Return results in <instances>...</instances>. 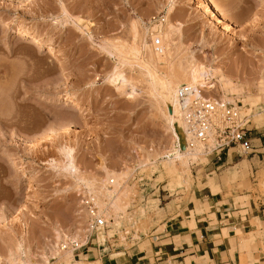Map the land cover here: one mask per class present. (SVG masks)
I'll list each match as a JSON object with an SVG mask.
<instances>
[{
    "label": "rangeland",
    "instance_id": "1",
    "mask_svg": "<svg viewBox=\"0 0 264 264\" xmlns=\"http://www.w3.org/2000/svg\"><path fill=\"white\" fill-rule=\"evenodd\" d=\"M220 1L226 29L204 10V0H0V264H8L11 251L36 264H72L74 258L101 264L96 252L82 249L96 241L100 248L130 246L167 213L187 207L196 188H213L219 178L218 171L208 174L212 168L205 170L208 160L200 155L177 164V174L167 173L165 160L163 170L161 160L153 171L141 167V160L171 147L172 134L149 89L138 83L129 95L108 80L122 64L103 49L106 43L138 39L144 51L151 45L148 30L157 28L166 61L183 55L223 70L237 88L228 98L248 115L249 136L264 134V0ZM159 12L164 22L150 25L149 15ZM21 27L29 34L19 33ZM31 35L57 47L65 63L37 50ZM213 73L216 85L202 87L221 98V75ZM234 150L248 169H231L228 189L242 195L235 202L249 206L253 194H264V167L252 172V154ZM122 172L129 173L116 188L108 185ZM81 187L94 193L108 221L97 236L86 231ZM260 232L238 230L242 244L255 243ZM68 234L78 235L76 245L87 244L72 251ZM246 257L251 264V251Z\"/></svg>",
    "mask_w": 264,
    "mask_h": 264
},
{
    "label": "crops",
    "instance_id": "2",
    "mask_svg": "<svg viewBox=\"0 0 264 264\" xmlns=\"http://www.w3.org/2000/svg\"><path fill=\"white\" fill-rule=\"evenodd\" d=\"M263 135L251 137L255 143L249 153L252 154V172L264 167V160L260 158H264L261 154L264 153ZM257 142L263 146L262 152ZM234 149L232 147L224 153L219 168L205 165V170L212 168L208 174L218 171L219 178L213 181V188L209 185L196 188L187 207L167 213L130 246L85 247L81 254L96 252L99 259L95 260L101 264H243L242 256L248 264L246 250H249L254 257L251 264H264V194H253L249 206L235 202L242 195L237 194L236 189H228L231 169L248 167L244 160L237 161L238 152ZM263 177L264 172H261L260 183ZM253 227L256 230L260 228L262 236H256L255 243L248 240L242 244L238 230L246 234L252 232Z\"/></svg>",
    "mask_w": 264,
    "mask_h": 264
},
{
    "label": "bare ground",
    "instance_id": "3",
    "mask_svg": "<svg viewBox=\"0 0 264 264\" xmlns=\"http://www.w3.org/2000/svg\"><path fill=\"white\" fill-rule=\"evenodd\" d=\"M220 2H221L220 0L219 1L204 0L203 2L204 5L202 4V6L207 13L212 15L213 19L217 23H222V25L226 29L227 28L225 25L226 22L224 20L227 14L224 13L225 10L222 9L223 6L221 8ZM18 31L19 33H28V30L26 28L23 29L22 27ZM153 32L154 30L151 28L148 30L149 35H151V33ZM29 40L32 43H34V45L37 46V50L39 51L44 50V52L50 54V56L51 55L55 56L57 61L59 62V65L60 63L62 64L64 62V58L59 56L61 51L51 43L43 44L34 35L30 36L28 42ZM117 40H118L117 42L115 40L113 41V43L110 42V43H106L105 46L103 45V49L105 47V51L106 50L109 51L108 52L109 54L110 53L117 54L121 59L120 62L122 64L121 66L116 65L114 67L112 73H110V75L107 76L108 80L114 83L118 91L120 92L126 91V93L129 95H132L133 92H136L137 89H139L138 87H140L139 86L140 84L138 83H141L144 86V88L146 87L147 89H149L151 91L152 96L155 98L157 110L165 114L167 128L171 132L172 134L171 137L174 141L176 138L175 127L181 124L178 111L174 105L175 90L180 83L182 82L198 83L201 86L208 85L209 88H212L216 85V83H213L215 78L214 76L215 74L213 72L216 71L219 72L221 75L219 76L220 78H218L221 98L219 96V97H215V99L230 100V98H228V93H232L237 89L235 88L236 86L233 85V83L231 82L232 79L231 80L230 78L228 79L227 75L224 74V71L217 67L215 68L213 64H206L199 61L195 57L189 58L183 55H177L174 59L170 61H166L161 55L160 51H154L151 45L142 43V45L144 44L143 47L146 50L144 51L141 50L139 46L140 43L138 44V42L135 41L138 39L134 40L135 43L137 42L136 44L138 45L133 43L134 41L131 42L133 44L130 43L131 45L130 44L127 45L128 43L126 42L124 43L119 39ZM129 53L134 54V57L137 59V61H132V59L129 56H127V55H131ZM124 66H126L127 68L129 67L131 70H133V72L130 73L126 72L125 70H127V68H125ZM261 80L262 81L260 82V85L261 84L262 85L260 86V89L261 92H263V96H264V73L262 75ZM129 89H131L132 92H129ZM207 91L209 96L213 98L214 95L211 96L209 90ZM67 94H68L67 96H69V93ZM197 156H199L197 155V153L191 152L189 151V149L178 150L174 148L172 143L171 147H169L168 149L164 151H156L154 154L147 156L145 159L141 160L142 162L140 164L141 167L145 165L151 166L150 169L151 171H153L157 169L156 167L158 164L157 162L161 160L160 166H158V168L160 167L161 170H163V165L161 162L165 160L166 162H168V164H170V168L169 171H167V173L177 174L181 171V170L178 171L176 167L177 164H187L188 159L190 157L197 159L198 158ZM130 169L126 171L130 172ZM129 172H122L120 175L119 174L116 175L117 178L113 177L115 179H113L111 175L110 177L113 180V183L111 184L112 187L116 188L120 184V179L128 176L127 174ZM116 201L117 199H115V201L112 202L113 203L112 205L114 208L118 209L120 207V204H118V202ZM65 239L70 245L75 244L77 241H79L78 235L76 234H70V235L68 234V236ZM54 249H55L54 252L55 255H60V253H62V252H58L56 248ZM8 255H9L7 256L8 264H36L34 260L26 259L23 256H19L15 254L14 252L12 253V251ZM71 255L74 258L72 252ZM60 256H64V255L62 254ZM78 262L80 263L81 261L74 258V263L72 264H79Z\"/></svg>",
    "mask_w": 264,
    "mask_h": 264
},
{
    "label": "built area",
    "instance_id": "4",
    "mask_svg": "<svg viewBox=\"0 0 264 264\" xmlns=\"http://www.w3.org/2000/svg\"><path fill=\"white\" fill-rule=\"evenodd\" d=\"M164 13L149 15L150 25L164 22ZM157 28L149 35L150 44L154 51H161L163 38ZM174 105L180 117V125L175 127V141L171 138L173 147L178 150L189 149L206 158L207 164L219 168L223 162V155L232 148H240L241 154H249L254 145L249 136V119L246 112H242L238 102L215 99L198 83L182 82L175 90ZM113 180L110 179L111 185ZM80 205L88 214L86 231L89 235L104 231L108 227L107 219L96 204L92 191L81 187L78 192ZM87 244H73L72 251ZM95 247L101 244L95 242Z\"/></svg>",
    "mask_w": 264,
    "mask_h": 264
}]
</instances>
